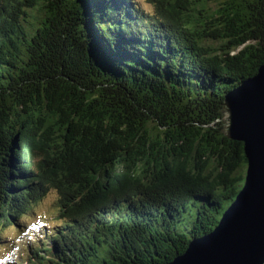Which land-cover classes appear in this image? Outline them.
I'll return each mask as SVG.
<instances>
[{"label":"trees","instance_id":"1","mask_svg":"<svg viewBox=\"0 0 264 264\" xmlns=\"http://www.w3.org/2000/svg\"><path fill=\"white\" fill-rule=\"evenodd\" d=\"M147 2L83 0L79 35L71 0H0V243L57 196L23 264H165L244 183L223 99L264 61V0ZM83 49L118 86L113 113L71 108L59 88L87 82Z\"/></svg>","mask_w":264,"mask_h":264},{"label":"water","instance_id":"2","mask_svg":"<svg viewBox=\"0 0 264 264\" xmlns=\"http://www.w3.org/2000/svg\"><path fill=\"white\" fill-rule=\"evenodd\" d=\"M71 2L78 22L74 30L83 35V0ZM82 51L87 82L61 84V92L67 93L71 108L97 115L115 112L118 104L110 95L118 86L114 91L94 77L89 50ZM222 114L225 135L243 143L244 183L213 229L191 238L184 251L165 264H264V61L225 93Z\"/></svg>","mask_w":264,"mask_h":264},{"label":"rangeland","instance_id":"3","mask_svg":"<svg viewBox=\"0 0 264 264\" xmlns=\"http://www.w3.org/2000/svg\"><path fill=\"white\" fill-rule=\"evenodd\" d=\"M145 10H151V5L147 0H136ZM56 192L49 190L38 202L33 206L31 216L26 220L29 221V226L24 228L21 239L16 237V231L14 228L9 227L2 230L3 236L6 237L7 242L0 243V264H23V258L26 257L23 250L24 243H27V233L33 236V220H37V223L47 224L51 226L54 224L56 216ZM42 230V229H40ZM9 240V241H8ZM24 242V243H22Z\"/></svg>","mask_w":264,"mask_h":264}]
</instances>
